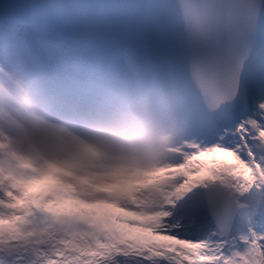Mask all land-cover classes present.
I'll return each instance as SVG.
<instances>
[{
    "label": "snow or ice",
    "instance_id": "1",
    "mask_svg": "<svg viewBox=\"0 0 264 264\" xmlns=\"http://www.w3.org/2000/svg\"><path fill=\"white\" fill-rule=\"evenodd\" d=\"M0 112V141L27 122L93 157L157 122L180 137L132 226L0 177V264H264V0H5Z\"/></svg>",
    "mask_w": 264,
    "mask_h": 264
},
{
    "label": "rangeland",
    "instance_id": "2",
    "mask_svg": "<svg viewBox=\"0 0 264 264\" xmlns=\"http://www.w3.org/2000/svg\"><path fill=\"white\" fill-rule=\"evenodd\" d=\"M27 171H29V169ZM29 173H30V171H29ZM51 195H52V198L54 197L53 199H57V200H56V203L55 202H49V207L51 209H53L54 213H57L59 216L61 214H64V212L69 214V212H71V209H72L71 207L72 206L74 207L76 205L77 207L80 208V214L79 215L85 217L87 221H91V219L95 213L94 211L92 212V210H95L98 212H101V210H102V209L99 210L97 208L93 209L92 207L81 209L82 208L81 202H79L76 197L70 195L66 189L61 191L59 194L49 193L50 198H51ZM88 204H93V203H88ZM75 217H77V216H75ZM0 227H3V225H0Z\"/></svg>",
    "mask_w": 264,
    "mask_h": 264
},
{
    "label": "bare ground",
    "instance_id": "3",
    "mask_svg": "<svg viewBox=\"0 0 264 264\" xmlns=\"http://www.w3.org/2000/svg\"><path fill=\"white\" fill-rule=\"evenodd\" d=\"M12 172L15 174V177H18V178H27V177H30L26 173V163H25V161L23 159V156L19 155V161L17 163H15V164L12 165ZM81 201L83 203H85V204L87 202V201H84V200H81ZM97 201L101 202L100 199H96V202ZM98 208H103V207H100L99 206ZM58 217L67 218L68 217V214L64 212V214L62 216H58Z\"/></svg>",
    "mask_w": 264,
    "mask_h": 264
},
{
    "label": "clouds",
    "instance_id": "4",
    "mask_svg": "<svg viewBox=\"0 0 264 264\" xmlns=\"http://www.w3.org/2000/svg\"><path fill=\"white\" fill-rule=\"evenodd\" d=\"M179 138H180V137H179V134H178L177 137H176V140H178ZM162 200H163V196L159 198L158 203L162 202Z\"/></svg>",
    "mask_w": 264,
    "mask_h": 264
}]
</instances>
